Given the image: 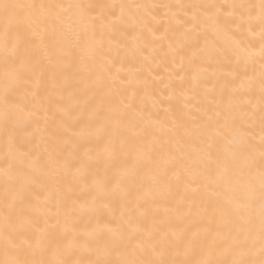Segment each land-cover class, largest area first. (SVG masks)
I'll list each match as a JSON object with an SVG mask.
<instances>
[{
	"label": "snow or ice",
	"instance_id": "1",
	"mask_svg": "<svg viewBox=\"0 0 264 264\" xmlns=\"http://www.w3.org/2000/svg\"><path fill=\"white\" fill-rule=\"evenodd\" d=\"M0 264H264V0H0Z\"/></svg>",
	"mask_w": 264,
	"mask_h": 264
},
{
	"label": "bare ground",
	"instance_id": "2",
	"mask_svg": "<svg viewBox=\"0 0 264 264\" xmlns=\"http://www.w3.org/2000/svg\"><path fill=\"white\" fill-rule=\"evenodd\" d=\"M63 2L68 3V2H74V0H63ZM79 2L82 3H89V2H101V0H79ZM109 2H111V0H109ZM115 2L119 3V2H125V3H129V2H139V3H171V4H176V3H180L181 0H115ZM183 2L185 3H189V2H203V0H183ZM221 2H223V0H221ZM162 14V13H160ZM160 32H162V29H160L157 32V35L160 34ZM146 37L149 40H152L153 38L146 34ZM156 47L159 49L161 44L163 42L161 41H154ZM166 48V44L164 45ZM257 48H258V43H257ZM116 63L119 64V58H116ZM137 67H139V64L137 63L136 65ZM161 72V74H163L162 69L158 70ZM85 77H86V73L82 74L79 77H70L68 80V83L65 87L61 88L59 90L60 94L58 96L55 97V99L57 101H61L63 98V102L68 103L67 98L69 96L73 97V99L70 102V108L72 110V114H73V121L76 120V118H78L80 116V113L83 109H85L87 106H90V104L93 101V97L96 95V92L94 89H92L91 87L86 86L85 83ZM211 85H209L210 87ZM175 87L177 90V95L178 98L182 99V97L179 96L181 91H186L189 87H190V81L186 80L183 84L180 83L179 80H177L175 82ZM165 95H167V90H164ZM47 94V90L45 88L44 85L41 86V90H40V95L43 97ZM158 94V93H157ZM22 95V94H21ZM165 103H167V101H165ZM192 103H196V101H193ZM149 109L151 110V105L148 106ZM51 114V113H50ZM60 114L57 113V116H59ZM158 115L160 118H164L165 117V113L162 110H158ZM43 112H40V118L38 119L37 117H32L31 118V123L21 132V136L22 137H28L34 133L37 132V124H39L41 127L43 126ZM178 199V198H177ZM169 208V209H174L175 207H177V203L175 200H164V199H160L157 201L156 205L150 209V215L146 221V224L148 226H151L153 223V218H152V213H156L157 215V219H165V209ZM184 211H187V204L185 203L183 206ZM170 219H171V223L173 226L175 227H182V221H181V217L179 214H173V213H169ZM110 217H108L107 215H104L102 217V219L107 220ZM54 222V221H53ZM40 223L41 226L43 227V218H40Z\"/></svg>",
	"mask_w": 264,
	"mask_h": 264
}]
</instances>
